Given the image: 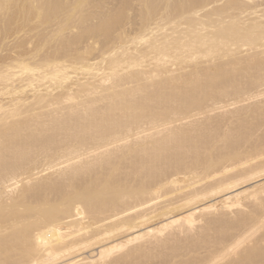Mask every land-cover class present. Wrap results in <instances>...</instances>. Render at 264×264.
<instances>
[{"label":"bare ground","instance_id":"bare-ground-1","mask_svg":"<svg viewBox=\"0 0 264 264\" xmlns=\"http://www.w3.org/2000/svg\"><path fill=\"white\" fill-rule=\"evenodd\" d=\"M0 264H264V0H0Z\"/></svg>","mask_w":264,"mask_h":264},{"label":"rangeland","instance_id":"rangeland-1","mask_svg":"<svg viewBox=\"0 0 264 264\" xmlns=\"http://www.w3.org/2000/svg\"><path fill=\"white\" fill-rule=\"evenodd\" d=\"M261 99H263V98H261ZM259 100H260V99H259ZM246 104H247V103H246ZM232 108H234V107H231V109H232ZM217 113H221V112H216L215 114H217ZM213 114H214V113H213ZM213 114H212V115H213ZM198 119H200V118L198 117ZM20 186H22V184H21Z\"/></svg>","mask_w":264,"mask_h":264}]
</instances>
